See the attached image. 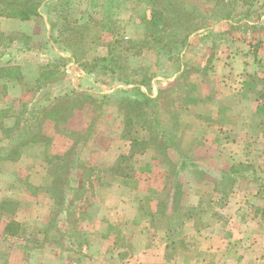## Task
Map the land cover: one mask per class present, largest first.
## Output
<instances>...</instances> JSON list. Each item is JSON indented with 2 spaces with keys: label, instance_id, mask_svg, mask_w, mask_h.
<instances>
[{
  "label": "crops",
  "instance_id": "0c3cea01",
  "mask_svg": "<svg viewBox=\"0 0 264 264\" xmlns=\"http://www.w3.org/2000/svg\"><path fill=\"white\" fill-rule=\"evenodd\" d=\"M141 1L143 0H0V34L12 37L9 46H6L7 50L0 52V119L2 112L9 111L11 114L13 104L21 102L24 107L26 103L36 98L45 85H42L45 81L39 79L44 70L51 69L53 67L51 64L56 58H65L62 69L66 74L62 82H66L64 84L67 86L68 78L73 77L72 85L75 92L86 99L78 106L68 107L72 111L68 125L70 129L76 128L78 132L88 135L66 179L67 192L73 194L68 197L67 193L63 192L62 199L71 200L72 205L69 203L67 209L60 206L56 211L58 215L64 212L67 218L73 217L76 220L74 222L71 220L72 224L69 222L68 227H62L60 222L48 224L50 211L54 205L56 206L51 187L54 170L60 166L56 163L55 167L57 159L49 162L43 158L38 152L39 144L26 147L28 150L21 153L16 160L0 159V202L8 198L18 202L15 219L20 224L18 235L5 238L2 234L0 237L11 244L9 252L0 255L2 258L0 264L264 262L262 219L251 215L244 218L242 234L245 237L239 239L236 237L237 232L230 226L233 218L229 215L228 222L221 220L223 209L209 211L205 204L201 206L202 214L198 217L190 212L192 206L198 205L200 200L220 196L215 192L217 190L215 183L219 182L220 177L217 178L218 176L214 174L222 170L229 172L235 181L234 186L227 190L228 206L233 197L249 196L248 192L252 193L251 198H261L260 202H264V195L256 196L255 190L237 187L240 180L250 182L263 174L257 172L260 162L256 164L247 157H240L243 151L253 147L240 146L236 139L230 137L237 121L240 123V131L244 128L245 132V125L239 120L241 116L236 118L233 113L231 115V110L223 111L220 107L202 116L195 112L196 120L189 119L190 114L186 110L177 114L170 109L173 107L172 100H167V94H164L169 86L168 81L173 80V77L153 76L147 86L141 82L115 78L110 70L108 71L111 75L108 73L101 76L95 67L82 64L73 58V51L56 38L58 34H54L53 27L57 25L59 19L53 16L49 6L55 4L56 13L66 15V19L64 18L66 27L73 23L82 27L89 26L90 30L80 35L84 40L82 60L100 58L107 61L113 43L116 42V35L110 29L103 28L102 23L109 17L118 21L124 28L125 23L133 20L136 5H140ZM28 2L33 5L32 12L28 17H22L18 14L19 7ZM93 25H96L94 30ZM123 31L125 38L138 40L144 38L143 32L134 30L129 32L125 28ZM262 39L264 47V37ZM232 56L225 58L226 62L214 65L215 71L226 72V76H220L221 74L212 76L215 94H208L207 100H213L215 97L218 101L238 98L245 82L242 78L241 83L237 81L235 83L232 73L244 77L258 70L256 74L263 79L264 59L259 65L251 62L249 59L251 53L247 50L235 52ZM239 58L248 59L249 63L233 67L231 61L237 63ZM12 67L17 69V77L6 73V69ZM53 68L57 70V67ZM132 87H138L139 99L146 95L158 102L162 100L168 102V110L156 117L166 119L169 116L170 124L171 119H174L173 121H178L182 127L180 138L174 144L172 142L165 144L162 153H159V146L153 142L149 143L147 141L149 139L145 138L147 145L144 150L131 155L130 137L135 136H125L128 120H125L126 113L116 99L117 95L125 97ZM217 88L224 89L225 95H220ZM139 91L142 94H139ZM50 96L54 98L57 94L53 93ZM62 113L61 110L55 109L50 114L52 118H61ZM189 120H193L192 123L197 124V127L202 126L205 129L203 132L207 129L218 131L224 136V141L217 139L210 142L204 137L201 143L192 147L194 154L195 151L198 152L197 157H189L188 146L183 143V140L186 141L189 137L187 131H183V125L188 127ZM55 122L62 126V122L58 120ZM3 127L0 121V140L5 132ZM55 130L46 134L43 132L51 137L48 145L50 155L61 157L68 151L73 153L75 147L73 138L63 130ZM164 130L167 134V122ZM219 155L223 157L227 155L228 166L224 167L225 169L221 166L222 158H218ZM80 162L90 170L91 174L87 177L82 176V169L77 166ZM122 162L124 167L119 166ZM199 176L202 177L199 179ZM201 181L203 183H200ZM24 182H27L34 191L24 188L22 186ZM204 182H212L213 187L208 190L204 187ZM190 184L194 188L189 189ZM80 193L85 194L83 199ZM86 193H89L88 196ZM179 198L188 200L187 209H179L176 206ZM77 203H81L79 208L77 207L79 210L73 212L72 209L76 208ZM208 217L211 222L206 224L204 221ZM237 243H242V246Z\"/></svg>",
  "mask_w": 264,
  "mask_h": 264
},
{
  "label": "rangeland",
  "instance_id": "374dc122",
  "mask_svg": "<svg viewBox=\"0 0 264 264\" xmlns=\"http://www.w3.org/2000/svg\"><path fill=\"white\" fill-rule=\"evenodd\" d=\"M170 1L182 10L190 13V17L187 16V20H189V24L193 23L191 28L195 30L188 35L184 45L180 43V40L182 38L184 39V34L186 33H180L179 29L170 26L166 27V24L161 23L159 20L153 21L151 19V1L143 0L140 5H136L133 20L125 23L126 25L124 27L129 30V32L133 30L134 32H143L144 38L141 40L136 38H125L123 35L124 28L114 19L107 17L102 23L101 26L103 28L110 29L116 35V42L113 43L112 52L108 56L107 61L100 58L87 59L86 61L82 60L84 59V40L81 39L80 35L83 32L89 31V26L82 27L73 23L69 27H66L65 25L67 23L64 21L66 15L64 13H56L55 4L49 6V9L52 10L53 16L55 15L59 19L57 25L53 27L54 34H58L56 38L60 39L63 44L73 51V58L81 61L82 64L86 63V65L90 67H95L101 76L108 75V70H110L115 78L119 77L127 81L132 80L141 82L147 86H149L150 79L153 78V76L165 75L169 78L173 77V80L168 81L167 84L169 86H167V90L166 92L164 91V94H167V100H172L173 107L170 109L176 111L177 114L181 111H189V119H195V112H198V115L200 114V116H202V114H208L209 112H213V110L216 111V109L220 107L223 111L225 109L231 110V115L233 113L236 118L240 115L241 119L239 118V120L245 125L246 130L244 132L243 128V131H240V123L237 121L236 127L231 130L230 137L236 139L240 146L250 145L253 148L243 151V155H240L238 151L237 155H240V157H247L256 164L260 162L261 164H258L259 171L257 170V172H262L264 174V151H262V149H264V77L261 79L260 76L256 74V71L259 72L258 70H254V74L245 75L244 77H238L235 76L238 74L229 72V74H233L232 79L235 83L236 81L241 83L242 78H244V89L239 94L238 98L235 100L230 98L224 101H218L216 97L213 100L206 99L208 94H215V85L211 81L212 76L220 74V76H226V72L214 70V65H216V63H224L226 62L225 58H230L233 53L244 52L246 50L251 53L249 58L251 62L259 65L263 61L264 47L262 45V37H264V0ZM162 7L163 5L159 6L157 10H161ZM148 15H150V18H148ZM166 16L168 15L164 14V17ZM54 24H56V22ZM95 26L96 25H93V30ZM161 37L163 38L162 41L159 40ZM19 39L22 38L19 37ZM11 40V36L0 34V52L7 50L6 46H9ZM232 58L234 59L233 56ZM231 62L233 67L235 65L243 66L245 62L249 63L248 59L242 60L240 58L237 63L234 60ZM51 65L57 67L58 71L56 74L52 75V77H54L53 79L50 78L42 82V85L45 84L44 88L36 98L26 103L24 107L21 102L13 104L11 114L9 111L1 113L2 118L0 121L4 125L3 128L5 132H3L0 140V155H4L15 147L20 151H26V146H18V143L20 140H25L30 135L37 136L41 134V132L46 134L55 129H60L65 132L67 129L72 132L75 147L73 153L66 157L64 166H62V160L58 159L55 161V167L57 165L56 163L60 165L55 169L57 170L61 166L63 167V175L58 180L57 188L59 190L62 189L63 192L65 191L68 197H70L73 193L70 192L69 194L65 185L69 174L64 171V169L66 170L70 163L74 165V162H76L75 158L77 156L79 157L81 152L80 148L86 141L88 135L78 132L76 128L70 129L68 124L72 111H70L68 107L72 105L78 106L86 99L81 98V95L75 92V88L72 85L73 77L68 78L67 86L64 84L66 82H62L66 74L65 70L62 69V66L65 65V58H56ZM53 67L51 70H54ZM200 80L202 82H200ZM47 82H50L48 86L46 85ZM217 89L220 95H225L226 91L224 89ZM137 92L138 87H132L129 88L128 94L125 97L117 95L116 102L123 106L126 113L125 120H128V114H134L132 118L133 123L128 127V130L131 129V132H127L125 136H135L142 140L148 138L149 140L147 141H149V143H155L157 147L159 146V153H162L165 144L170 142L174 144L180 138L182 127L178 121L174 122V119H171L172 124H170L168 121V119H170L169 116L166 119L164 117H156L158 114L163 115L164 111L168 110V102L165 100L158 102L156 99L146 101L145 98L142 97L139 99L137 98L139 97L137 96ZM53 93L55 95L57 94L54 98L50 96V94ZM185 105L187 106L186 109ZM55 109H59L63 112L61 118L51 117L52 114L50 113ZM56 120L60 121V123L62 122V126H58L55 122ZM189 121L188 127L183 125V131H187L189 135L186 141L183 140V143L188 146L187 153L189 157H197L198 152L195 151L194 154L192 147L195 144L201 143L200 141H202L204 137L205 140L210 142L217 139H222L221 142L224 141V136L218 131L207 129L203 132L205 129L202 126L197 127V124L192 123L193 120ZM165 122H167V134L164 132ZM217 123L220 125L219 121H217ZM168 125H171V127ZM6 129H10V131L8 132ZM218 142L219 141H217V143ZM218 158H222L221 166L225 169L224 167L228 166L226 162L227 155L224 157L219 155ZM164 161H166L165 158ZM125 162L129 163L128 161ZM123 164L122 162L119 166L124 167ZM130 165L131 162L129 167ZM237 165L240 167V164L237 163ZM196 170L198 169H193V171ZM124 171L127 172L126 169H124ZM72 173L71 171V174ZM96 174L98 173H94V175ZM263 174L258 175L257 179H252L250 182L240 180V182L237 183V187H248L252 191L255 190L257 192L255 194L256 196L257 194L264 195ZM214 175H217V178L220 177L219 182L215 183V189H217L215 192L220 196L214 199L206 198L200 200L198 205L192 206L190 210L191 214L197 217L201 215V206L205 204L209 211L213 209L222 211L223 209L220 215L221 220L228 222L229 215L230 218H233L231 220L232 225L230 226L237 232L236 237H239V239L245 237L242 234L244 228L242 220L248 217V215L262 219L264 227V202H260L261 198H251L250 195L252 193L248 192L250 194L249 196L241 195L233 197L228 206L229 199L227 197V190L234 186V177L224 170L221 172L218 171ZM200 177L202 176H199V179ZM200 183L203 182L201 181ZM203 185L208 190L213 187L212 182H204ZM22 186L34 191L27 182H24V184L22 183ZM192 187V184H190L189 189ZM187 188L185 186L186 191ZM80 194L83 196V199L85 194ZM88 194L89 193H86L87 196ZM224 200H228V202ZM187 201V199L179 198L176 206H178L179 209H187ZM70 202L72 201L69 199L64 200L63 198L56 206L54 205L48 217V224L60 222L62 227H68L71 220V222L76 221L73 217L67 218L64 212L61 215H58L56 212L60 209V206H65L67 209ZM70 204L72 205V203ZM80 205L81 203H77L75 209H70H72L73 212H77ZM71 222L70 225L72 224ZM204 222L209 224L211 222L210 217L205 219ZM236 223L239 225H236ZM3 227V224L0 225L1 236L3 234ZM248 227L250 229V224ZM262 239L264 240V231ZM237 244L242 246V243ZM10 245V242H7L4 238H0V255L9 252L11 248ZM262 256L264 259V252ZM1 259L0 257V263Z\"/></svg>",
  "mask_w": 264,
  "mask_h": 264
},
{
  "label": "trees",
  "instance_id": "16d2710c",
  "mask_svg": "<svg viewBox=\"0 0 264 264\" xmlns=\"http://www.w3.org/2000/svg\"><path fill=\"white\" fill-rule=\"evenodd\" d=\"M150 1H151V5H152L151 19L153 21H157V20L161 21V23L166 24V27L170 26L172 28L179 29L180 33H182V32L186 33V34H184V39L182 38L180 40V43L182 45H184L188 35L193 30H195V29L191 28V25L193 23L189 24V20H187V16L190 17V13L182 10L180 7L173 4L170 0H150ZM17 5L19 6L20 4L18 3ZM161 5H163L161 10H157V8H159V6H161ZM32 8H33V5L29 2L27 4L25 3L23 5H20L18 14H20L22 17H28L32 12ZM164 14H167L168 16L164 17ZM159 40L162 41L163 38L161 37ZM102 60H106V59H102ZM56 72H57L56 69L51 70V69L47 68L46 70H44V72L42 73V75L40 76L39 79L40 80L42 79L44 81H46L50 78L53 79L54 77H52V75L56 74ZM6 73L12 77L18 76L17 69L15 67H12L10 69H6ZM139 94H142V93L139 91ZM144 98L146 101H152L153 100L152 98H150L146 95H144ZM133 116H134V114L129 115L128 121L126 122V130L133 123V121H132ZM127 132H131V129H129ZM65 133L72 138V132H70L66 129ZM50 138L51 137H49L43 133H41L37 136L30 135L25 140L24 139L20 140L18 143V146L19 145H21V146L25 145L26 147H28V146H32L33 144H39L40 147H39L38 152L43 158H45L49 162H52L56 159L62 160L63 161L62 166H64L66 157L71 155L72 152L68 151L61 157L54 156V155L51 156L50 153L48 152V145H50V142H51ZM130 140L132 142L131 155L134 152H139V151L141 152L142 150H144V148L147 145L146 141H144L142 139L138 140L136 137H130ZM26 151H20L17 147H15V148L10 149L4 155H0V159L6 158L9 160H16L20 156L21 153L26 152ZM34 152H36V150ZM80 165H82L81 162L78 163L77 166H79L82 169V176H84V177L88 176L90 173V170L88 169V167H86L85 165H82V166H80ZM62 166L55 171L54 179H53L52 187H51V190H52V193L54 196V201L56 202V205L62 200V197H63L62 189L59 190L57 188L58 180L63 175L62 174V170H63ZM72 167H73V165L70 163V164H68V167L66 168V170L64 169V171L69 173V170ZM65 185H68L67 181H66ZM17 209H18V202L14 199L8 198V199H4L0 202V225H2V224L4 225L3 236H5V238L8 236L18 235L20 232V224L15 219V214H16ZM0 236H1V234H0Z\"/></svg>",
  "mask_w": 264,
  "mask_h": 264
}]
</instances>
